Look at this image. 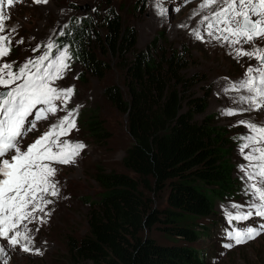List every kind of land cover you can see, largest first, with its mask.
Returning a JSON list of instances; mask_svg holds the SVG:
<instances>
[{
  "label": "trees",
  "instance_id": "trees-1",
  "mask_svg": "<svg viewBox=\"0 0 264 264\" xmlns=\"http://www.w3.org/2000/svg\"><path fill=\"white\" fill-rule=\"evenodd\" d=\"M97 22L71 17L56 43L96 78L108 67L105 53L122 70V87L106 84L102 95L124 113L130 143L120 164L132 173L95 166L101 191L86 212V233L69 236L67 250L90 264H202L204 253L186 242L207 233L197 219L233 185L226 130L204 114L207 93L193 92L196 76L182 71L189 54L171 46L163 29L137 47L134 27L122 24L110 7ZM86 125L101 143L110 135L101 119L91 117ZM161 190L164 204L156 206L150 194ZM153 224L178 239L140 235Z\"/></svg>",
  "mask_w": 264,
  "mask_h": 264
},
{
  "label": "rangeland",
  "instance_id": "rangeland-1",
  "mask_svg": "<svg viewBox=\"0 0 264 264\" xmlns=\"http://www.w3.org/2000/svg\"><path fill=\"white\" fill-rule=\"evenodd\" d=\"M197 2V0H48L46 4L38 5L34 0H14L11 8L4 6V11L10 19L5 21V32L0 34L10 36L12 43L10 55L0 60V63L15 62V67L18 68L26 59L41 55L45 50L43 46L49 39L57 47H63L56 43V37L64 30L71 17L78 20L81 16H87L98 24V18L107 12L108 7L119 15L122 24L134 27L137 47H143L158 30L163 29L164 37L171 46L177 50H187L189 62L182 71L185 75L196 76L191 88L193 92L207 93L204 114L210 115L217 125L224 126L226 140L230 144L228 155L233 163L232 187L226 194L213 199L211 213L197 219L209 227L207 233H201L195 240L186 243L195 245L204 253L202 264H264V231L247 243L234 245L230 249L223 246L227 243L234 244V241L228 239L227 231L233 228H259L264 224V219L255 216L248 221H233L231 224L225 218L226 211L234 214L237 211H247L246 205L254 202L251 193L246 191L251 181L245 176V170H242L241 166L248 165L249 161L245 160L240 151V145L244 141L239 139L250 132L247 127L239 124V121L264 125V109L257 111L249 104L241 103L239 97L246 96L245 91L232 89L231 83L233 85L244 78L246 69L249 66L257 67V61L248 57L237 58L233 47L222 39L216 40L209 36L208 21H204L203 18L208 16L211 19L213 12L222 5L213 4L199 12ZM158 3L167 10L165 15L158 14ZM194 31H199L203 39H196ZM213 35L219 36L220 33L213 31ZM160 37L156 43L159 39H164L163 35ZM20 40H23V43H17ZM37 45H41V49L33 51ZM257 45L264 46V42L257 41ZM244 47L250 50L252 45ZM103 57L107 58L108 67L101 78L83 72L78 62L72 59L65 78L56 82L59 88L75 86V94L67 109H77L79 106L76 116L77 128L69 136L60 139H67L73 143L83 142L86 148L81 150L75 163L55 165L58 172L54 179L58 181L60 193L57 197H47L53 200V203L45 208V212H49L50 215L37 213L47 222L28 224L35 238L32 247L39 248L42 254L26 253L19 247L8 246L6 240H0V245L6 248V253L0 255V264H90L87 260L72 256L67 250L66 242L69 236L78 238L87 231L86 212L90 202L97 199L101 191L92 175L95 166L132 173L120 164L124 149L130 143L124 125V113L119 112L102 95V87L106 84L115 83L122 87V70L115 66L114 59L109 55L105 53ZM225 89L233 92H226ZM229 108L237 110V114L231 116L222 114ZM66 112L67 110H64L56 115H49L48 120L39 122V131L29 133L22 141L23 145L27 146L43 132L48 131L49 125L57 123ZM200 116L195 115L196 118ZM91 117L101 119L103 126L109 131L110 135L104 143L95 140L89 132L86 122ZM249 150L245 149L244 152L247 153ZM164 194V190L157 191L156 194L151 193L153 204L156 206L164 204ZM233 204L245 207L236 209L232 207ZM37 227L40 229L38 232L35 231ZM147 234L160 242L178 239L164 234L158 224H153L149 229L143 228L140 232L141 236Z\"/></svg>",
  "mask_w": 264,
  "mask_h": 264
},
{
  "label": "snow or ice",
  "instance_id": "snow-or-ice-1",
  "mask_svg": "<svg viewBox=\"0 0 264 264\" xmlns=\"http://www.w3.org/2000/svg\"><path fill=\"white\" fill-rule=\"evenodd\" d=\"M47 2L34 0L38 5ZM13 4L14 0H0V33L5 32V21L10 19L4 6L11 8ZM213 4L222 6L213 12L211 19L204 16L203 20L208 21L207 34L233 47L237 58L248 57L257 61V67L249 66L244 78L231 88L249 93L239 97L241 103H247L257 111L264 109V46L257 45V41L264 42V0H203L199 7L204 9ZM166 11L158 3V14L165 15ZM213 31L220 35L214 36ZM64 34L60 33L61 36ZM193 35L198 40L203 39L199 31H194ZM11 43L10 36L0 34V60L10 55ZM17 43H23V40ZM244 45H252V48L246 49ZM41 47L37 45L33 51ZM43 47L45 50L41 55L26 59L18 68L15 62L0 63V240H6L12 248L19 247L21 251L38 255L42 252L32 247L35 238L28 224L47 222L37 213L50 215L45 208L53 200L47 197H57L60 193L58 181L54 179L58 172L55 165L75 163L81 150L86 148L83 142L60 139L77 128L79 106L67 109L75 94V86H56V82L64 79L66 71L70 70L73 56L67 46L57 47L51 39ZM229 90L225 89L226 92ZM64 110H67L66 114L57 123L50 124L48 131L27 146L23 145L22 141L29 133L39 131V122ZM222 114L231 116L237 112L225 109ZM239 124L250 132L239 139L244 141L240 151L249 161L248 165L241 166L251 181L246 191L251 193L254 202L246 205L247 211L235 214L226 211L225 218L229 224L248 221L253 216L264 219V146H257L264 145V125L243 120ZM245 149L250 150L245 153ZM249 168L250 171L247 170ZM232 207L240 209L245 206L233 204ZM39 230L38 227L35 229ZM262 231L264 224L259 228H233L227 231V237L234 244L223 246L230 249L247 243ZM5 253L6 248L0 245V255Z\"/></svg>",
  "mask_w": 264,
  "mask_h": 264
},
{
  "label": "bare ground",
  "instance_id": "bare-ground-1",
  "mask_svg": "<svg viewBox=\"0 0 264 264\" xmlns=\"http://www.w3.org/2000/svg\"><path fill=\"white\" fill-rule=\"evenodd\" d=\"M182 1V0H181ZM198 2L196 3V7H197V11L199 10V12H201L200 10H201V8L199 7L200 6V4L203 2V0H197ZM178 2V1H177ZM195 6V5H194ZM193 12V11H192ZM201 14V13H200ZM207 23V22H206ZM216 32V31H215ZM234 84V83H233ZM231 85H232V83H231ZM230 88V87H229ZM243 91H245V94H246V96L247 95H249V93L246 91V90H243ZM229 92H233V91H229ZM239 92V91H238ZM230 109V108H229ZM235 111H237V110H235Z\"/></svg>",
  "mask_w": 264,
  "mask_h": 264
}]
</instances>
